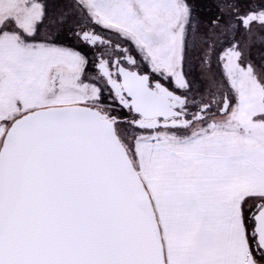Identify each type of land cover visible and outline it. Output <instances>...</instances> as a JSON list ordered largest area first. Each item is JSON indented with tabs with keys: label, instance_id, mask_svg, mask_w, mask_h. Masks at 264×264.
I'll return each mask as SVG.
<instances>
[{
	"label": "snow or ice",
	"instance_id": "1",
	"mask_svg": "<svg viewBox=\"0 0 264 264\" xmlns=\"http://www.w3.org/2000/svg\"><path fill=\"white\" fill-rule=\"evenodd\" d=\"M0 264H264V0H0Z\"/></svg>",
	"mask_w": 264,
	"mask_h": 264
}]
</instances>
